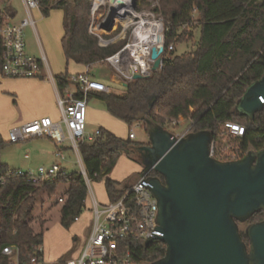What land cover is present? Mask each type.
<instances>
[{
  "label": "trees",
  "instance_id": "1",
  "mask_svg": "<svg viewBox=\"0 0 264 264\" xmlns=\"http://www.w3.org/2000/svg\"><path fill=\"white\" fill-rule=\"evenodd\" d=\"M37 1L43 16L51 10H61L63 14L60 45L66 68L54 76L59 93L68 87L72 74L82 73H69V63L88 70L106 66L105 58L127 41L126 36L105 46L99 44L98 36L88 30L91 0ZM152 11L161 17L164 27L161 68L128 82L120 93L90 92L87 99L101 100L107 112L129 128L134 122L145 127L144 119L164 127L169 120L181 116L193 121L192 132L207 131L215 136L224 122H236L245 129L236 140L238 145L247 153L263 150L264 106L253 115H245L236 109V103L264 73V0H158ZM16 14L13 0H0V27ZM195 29L200 32L195 50L169 57L174 44L195 39ZM171 45L173 49L168 51ZM1 65L0 57V73ZM76 97H82V93ZM99 131L93 140L79 143V153L86 177L90 182L103 180L108 200L113 201L129 185H120L109 176L113 167L121 155L140 161L136 150L144 145L103 128ZM8 143L0 135V154ZM14 169L0 160V176L4 178L0 184V264L11 260V256L2 254L4 246L17 247L21 261L42 246L52 208L58 206L59 223L68 228L85 208L88 196L86 179L79 172L67 176L60 168L56 176L33 182ZM61 181L66 182L67 188L56 195ZM41 190L55 201L50 209L36 215L32 203ZM262 216L257 212L249 221H258ZM139 253L143 261L153 263L165 256L166 245L154 240L140 248Z\"/></svg>",
  "mask_w": 264,
  "mask_h": 264
},
{
  "label": "built area",
  "instance_id": "2",
  "mask_svg": "<svg viewBox=\"0 0 264 264\" xmlns=\"http://www.w3.org/2000/svg\"><path fill=\"white\" fill-rule=\"evenodd\" d=\"M22 2L26 17L18 23L7 20L0 27L1 74L10 78H39L44 70H48L47 60L43 54L37 58L26 51L24 36L25 27H35L31 10L39 9V3L37 0H22ZM92 8L95 9L94 4ZM131 9L132 12L129 13L127 22L123 23L121 32L122 34L126 27L132 26L128 40L118 51L105 58L106 65L110 67L117 80L115 81L119 84L134 80L133 76L137 74L142 77L149 76L153 63L150 57L151 48L164 44L161 17L152 10L138 12L132 3ZM88 30L98 36L101 46L109 44L110 40H103L92 29ZM172 49V45L168 47V51ZM98 91H104L103 85L89 74L88 68L86 72L72 74L68 87L57 95L60 118L53 120L44 116L18 124L9 130L8 141L17 143L31 138L50 139L58 146L54 154L57 160L65 158V150L75 152L81 166L80 173L89 185L90 181L86 177L79 153V143L84 139L94 138L85 133L87 96L90 92ZM78 93H82V97H76ZM259 101L264 106V97L260 96ZM186 120L189 122L188 126L179 132H171L177 140L192 132L193 121L181 116L169 120L172 125L182 124ZM244 131V126L239 123L224 122L222 129L215 136L211 135L208 144L209 156L222 162L243 158L247 152L236 140L244 135ZM98 135H100L99 130L96 131V136ZM228 136L233 139L234 144L226 142L225 137ZM128 137L135 138L132 127L129 128ZM66 142L69 146L65 150L60 149L59 147ZM60 168H62L61 164L55 161L47 167L40 165L36 170L15 168L13 172L24 175L27 181L35 182L39 178L56 176ZM153 172V167L144 169L117 200H108L100 204L92 195L90 230L81 251L75 254V257L65 258L54 264H151L141 259L139 249L162 236L156 222L157 200L150 190L149 179L155 176ZM3 183L4 178L0 176V184ZM2 254L11 256L9 264H46L42 246L34 249L23 261L20 260L18 248L13 245L4 246Z\"/></svg>",
  "mask_w": 264,
  "mask_h": 264
},
{
  "label": "water",
  "instance_id": "3",
  "mask_svg": "<svg viewBox=\"0 0 264 264\" xmlns=\"http://www.w3.org/2000/svg\"><path fill=\"white\" fill-rule=\"evenodd\" d=\"M125 6V0H108L100 28L110 32ZM163 52L164 44L151 48L152 72L161 68ZM260 96L264 97V73L248 86L236 109L253 115L263 107ZM144 123L149 144L138 150L145 152L140 159L145 170L153 167L161 176L149 181L162 232L157 239L166 245L165 256L151 264H264V149L222 162L209 156V132H191L177 140L156 122ZM258 211L263 219L247 227V247L236 221Z\"/></svg>",
  "mask_w": 264,
  "mask_h": 264
},
{
  "label": "rangeland",
  "instance_id": "4",
  "mask_svg": "<svg viewBox=\"0 0 264 264\" xmlns=\"http://www.w3.org/2000/svg\"><path fill=\"white\" fill-rule=\"evenodd\" d=\"M93 3V0H91L88 29L90 28L93 32L99 34L103 40H110L109 43L114 42L117 39H124L126 36L128 40L132 26L126 27L125 31L121 34L123 28L122 25L125 20H127V17L119 16L117 14L112 30L107 32L100 28V24L107 14L108 0H103L100 4H95L97 6L95 9L92 8ZM13 4L18 6V12L16 16L11 19V22L18 23L26 17L21 6L22 0H13ZM132 4H134L135 10L138 12L143 10L147 11L158 6V0H147V3H144V0H132ZM32 14L33 19L36 20V14ZM193 31L195 39L186 43L174 44L173 51L168 54L169 57L180 56L183 53L195 50V40H198L200 32L196 29ZM61 33L62 12L60 10H51L47 16H44V20H36L34 28L27 26L24 29L27 50L38 57L42 55L40 52V50H42L47 58L51 71H54V64L59 67L62 72H64L66 68L65 58L60 45ZM67 71L69 73L76 72L73 63L68 64ZM89 74L95 80L102 83L104 91L117 93L123 91V86L116 82L117 80L113 76V72L107 65L92 66L89 69ZM27 85L28 82L25 79L5 77L0 73V135L4 141H8L6 135L8 136L9 130L19 124L17 121H20L21 113H24L22 104L27 107L24 100H22V103L19 101V98L28 93L29 88ZM87 105L88 108L85 125L86 135L96 137V131L103 128L109 130L118 137H128L129 126L124 121L109 114L101 100L94 97L90 98L87 101ZM89 108L95 110V114L91 115L88 111ZM188 125L189 122L186 120L178 125L166 123L164 127L170 132H179ZM131 127L135 133V139L133 141L139 144L148 145L149 137L145 127L139 122H134ZM5 132L7 134H5ZM225 140L230 144H234L233 139L229 136L225 137ZM44 146L49 149L55 148L53 142L47 138L8 143V145L1 151L0 160L1 162L16 168L31 170H36L40 165L47 167L53 162L58 161L67 176H70L75 172L80 173L81 166L75 152L65 150V158L57 160L55 156L42 151ZM67 146H69L68 142L64 143L59 148L62 149ZM140 152L141 151L138 149L136 150V153L139 156L138 159H141ZM25 153L28 154V157H25ZM133 159V157L121 155L109 176L120 185L134 182L145 168L141 164V161L136 162ZM153 174H155V172H153ZM66 188V182L61 181L57 186L56 195H61ZM92 195L100 204L108 201V195L103 180H92L90 182L88 185V196L86 198L89 208H84L79 214L80 219L72 222L68 228L63 227L59 223L57 211L58 206L50 210V219L46 224L42 244L44 259L47 264L58 262L59 259L62 258L75 257V254L81 251L83 242L90 230L92 218L90 209L93 205ZM54 201V197H48L46 191L41 190L33 200V213L36 215L43 213L45 210L50 209V206ZM249 222L250 221H247V223ZM247 223L240 224L239 228L241 231H244Z\"/></svg>",
  "mask_w": 264,
  "mask_h": 264
},
{
  "label": "crops",
  "instance_id": "5",
  "mask_svg": "<svg viewBox=\"0 0 264 264\" xmlns=\"http://www.w3.org/2000/svg\"><path fill=\"white\" fill-rule=\"evenodd\" d=\"M21 6H22V8L25 12V15H26V10L24 8L23 2H22ZM16 9L18 12V6L17 5H16ZM32 13L36 14V16H37L36 20L37 21L44 20V16H42L39 9L31 10V16L33 15ZM62 17H63V14H62ZM32 18H33V16H32ZM36 20L34 19L35 24H36ZM62 34H63V30H62L61 36H62ZM26 51L29 54L34 55L33 53H31L30 51L27 50V45H26ZM40 52H41V54L44 55L42 50H40ZM35 57L39 58L40 56L39 57L35 56ZM45 58H46V56H45ZM46 60H47V58H46ZM73 66L76 69V72H74V73L87 71V67L78 66V65H74V64H73ZM47 67H48V70H44L39 78H26L25 79L28 82V85H27L29 88L28 93L25 96H23L21 98L18 97V98H19V101L21 103H22V100H24V102L27 104V107H25V105L22 104V108L24 110V113L23 112L21 113V117L19 119L20 121H17V122H19V124L31 121L35 118L44 117V116L50 117L53 120H58L60 118V112H59V108L57 106L58 89H57V86L55 83L54 76L56 74L61 73L62 71L59 67L55 66V64L53 67L54 71H51V68H50L48 61H47ZM105 92H109V91H105ZM88 111L91 115L95 114L94 113L95 110H93L92 108H89ZM5 134H7V133L5 132ZM7 137L8 136L6 135V139H7ZM35 139L38 140V139H42V138H31L28 140H35ZM134 139H132V140H134ZM28 140H26V141H28ZM53 145L55 146V148L49 149L48 147L44 146L42 151L46 152L47 154L55 156L54 154H55V151L57 150L58 146H56L54 142H53ZM25 155H27V157H28L27 153H25ZM10 167L16 168L13 166H10ZM85 208H89V205L87 204L86 201H85ZM79 219L80 218H78V220ZM43 257H44V251H43ZM45 263L47 264L46 261H45ZM52 264H54V263H52Z\"/></svg>",
  "mask_w": 264,
  "mask_h": 264
},
{
  "label": "flooded vegetation",
  "instance_id": "6",
  "mask_svg": "<svg viewBox=\"0 0 264 264\" xmlns=\"http://www.w3.org/2000/svg\"><path fill=\"white\" fill-rule=\"evenodd\" d=\"M140 153H141L140 155H145V152H144V151H141ZM155 176L161 178V176H160L159 174H155ZM258 212H261V211H258ZM256 213H257V212H256ZM261 213H262V212H261ZM254 214H255V213H254ZM262 215H263V213H262ZM251 216H253V215H251ZM251 216H250V217H251ZM250 217H249V218H250ZM249 218L246 219L245 221H236V222H237V225H238V229H239L240 235H241V238H242L243 242L247 245V247H249V238H248V236L246 235V229H247V227H248L249 225L253 224V223H256V222H258V221H261V220L263 219V216H262V218H261L260 220H258V221H250L249 223H247V221H249ZM244 223H245V224L247 223V225H246L244 231H241L240 228H239V227H240V224H244Z\"/></svg>",
  "mask_w": 264,
  "mask_h": 264
},
{
  "label": "bare ground",
  "instance_id": "7",
  "mask_svg": "<svg viewBox=\"0 0 264 264\" xmlns=\"http://www.w3.org/2000/svg\"><path fill=\"white\" fill-rule=\"evenodd\" d=\"M102 1L103 0H93L94 8L97 7L95 4H100ZM125 2L127 3V6L121 8L118 11V15L123 16V17H127V20H128L129 13L132 12V9H131L132 0H125ZM127 20H125V23L127 22Z\"/></svg>",
  "mask_w": 264,
  "mask_h": 264
}]
</instances>
